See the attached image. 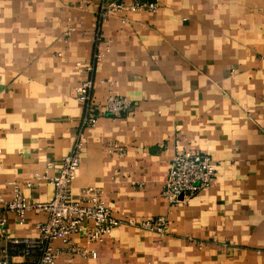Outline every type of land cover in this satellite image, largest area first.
<instances>
[{
    "label": "crops",
    "instance_id": "1",
    "mask_svg": "<svg viewBox=\"0 0 264 264\" xmlns=\"http://www.w3.org/2000/svg\"><path fill=\"white\" fill-rule=\"evenodd\" d=\"M96 8L0 0V195L15 185L31 199L53 195L83 112L75 85L99 31L93 96L125 94L133 105L117 116L97 108L82 128L71 191L97 190L116 216L164 213L168 224L160 233L121 223L93 254L61 253L55 264H264V0H158L155 10H125V20L98 21ZM183 147L208 153L214 175L170 205L162 188ZM2 213L0 264H36L37 250L11 238L36 235L46 211ZM72 237L85 244L83 232Z\"/></svg>",
    "mask_w": 264,
    "mask_h": 264
},
{
    "label": "built area",
    "instance_id": "2",
    "mask_svg": "<svg viewBox=\"0 0 264 264\" xmlns=\"http://www.w3.org/2000/svg\"><path fill=\"white\" fill-rule=\"evenodd\" d=\"M89 3L94 0H84ZM97 18L119 13L125 20V10H155L158 0H95ZM100 33L96 32L95 45L90 62L85 64L88 74L75 85V95L83 108L75 140L68 152L58 161L55 173L51 176L54 184L53 195L49 199L28 198L20 187L15 185L11 197L0 195V235L5 234L7 217L3 209H12L19 218L25 210L46 211L45 218L37 222L36 235L12 237L11 241L21 244V251L28 253L31 249L38 252L36 264H55L61 253L69 255H87L95 252L92 243L104 240L113 227L121 223L137 225L143 228L164 232L168 217L164 213L137 218L133 215L116 216L110 206L97 190H92L85 197L75 196L71 191V182L80 160L82 147V128L97 119V108L111 116H117L129 110L133 100L125 94H110L103 101L95 99L92 92L91 72L101 56ZM117 146L116 142L112 143ZM214 175V164L211 156L199 148L183 147L176 149L169 161L162 192L170 205L185 199L203 186L208 185ZM29 184V181H26ZM83 232L85 244L72 237L73 233ZM60 243L55 244L54 240ZM2 260L0 259V263Z\"/></svg>",
    "mask_w": 264,
    "mask_h": 264
}]
</instances>
